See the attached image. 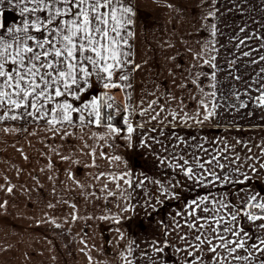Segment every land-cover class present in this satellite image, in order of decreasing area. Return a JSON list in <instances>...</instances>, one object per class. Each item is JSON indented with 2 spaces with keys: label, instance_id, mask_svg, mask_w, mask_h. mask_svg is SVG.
Instances as JSON below:
<instances>
[{
  "label": "snow or ice",
  "instance_id": "obj_1",
  "mask_svg": "<svg viewBox=\"0 0 264 264\" xmlns=\"http://www.w3.org/2000/svg\"><path fill=\"white\" fill-rule=\"evenodd\" d=\"M246 2L228 0L232 7L227 11L243 16L241 5ZM218 3L219 0H201L198 7H211L201 18L219 19ZM9 9L17 13L19 23L9 25L7 19H0V125H5L0 132L39 136L52 153L46 168L59 171L53 159L57 157L68 165L63 169L67 180L80 188L86 199H99L96 192L87 191L73 170L87 157L85 167L95 170L89 176L97 182L89 183L88 188L98 186L106 198L119 196L128 201L119 213L101 216V220L119 225L122 214L137 205L151 209V215L173 201L176 206L182 203V209L177 207L169 213L172 224L161 220L163 231L148 242L147 250H142L145 264H264V192L246 191L252 180L249 171L258 175L264 169V142L255 145L258 154L245 156V161L251 163H237L241 157L229 155L236 149L226 138L220 137L221 146L217 149L216 140L201 135L206 124L217 126L226 112L248 107L235 84L227 89L220 87L224 81L218 79V74L225 69L217 63V36L222 34L217 25L207 26L209 38L199 51L188 49L194 63L187 75L181 73L180 83L175 80V70L169 69L173 85L181 94L166 89L158 95L141 88L134 103L133 73L141 71L147 62L135 61L130 43L135 36L132 28L137 15L132 0H0V16H6ZM258 23L256 31L250 33L245 23L230 37V41H238L234 48L239 54L230 53L235 58L227 60L229 68L241 58H249L246 66L264 64V20ZM256 42L258 46L252 47ZM205 66L211 71H203ZM229 79L242 82L243 95L254 101L256 107L264 108V67L249 80L237 68L235 75L227 73L225 80ZM117 89L123 95L122 108L112 94ZM184 91L196 102L193 111L185 103ZM252 91L258 95L252 97ZM246 115L251 117L253 113ZM8 122H13L12 126H7ZM223 123L227 126L229 121ZM231 123L237 131L244 130L235 119ZM57 139L61 143H49ZM235 143L244 141L236 138ZM206 144L212 147H205ZM18 151L23 155L22 150ZM138 151L145 160L151 158L164 179L134 171L127 156ZM248 152L252 149L248 148ZM24 159L29 157L25 155ZM233 164L235 167H231ZM149 184L153 187L149 188ZM236 185L240 186L235 188L239 205L233 202L229 191ZM14 187L8 184L7 193H13ZM4 189L5 185L0 184V190ZM138 189L144 193L142 205L139 195L133 203L132 194ZM202 190L206 191L201 194ZM186 191L195 194L189 199ZM6 204L7 201L0 203V209ZM48 207L54 205L50 203ZM72 207L75 209V204ZM78 218L72 214L73 220ZM48 222L61 227L54 218ZM116 231L123 239L124 233L119 228ZM133 252L130 243L122 257L125 264H133V259H129ZM88 260L91 264L90 255Z\"/></svg>",
  "mask_w": 264,
  "mask_h": 264
},
{
  "label": "crops",
  "instance_id": "obj_2",
  "mask_svg": "<svg viewBox=\"0 0 264 264\" xmlns=\"http://www.w3.org/2000/svg\"><path fill=\"white\" fill-rule=\"evenodd\" d=\"M200 3L201 0H133L137 15L134 17L135 23L132 28L135 36L131 39L130 43L133 46L135 61L137 63L147 62L143 63L141 71L133 73V84L136 86V91L133 93V101L134 103L136 102L141 88L146 92L155 91L158 95L164 93L166 89L175 94H181V90L173 85V77L169 75V69L175 70V80L177 83H180L183 79L181 73L183 72L184 75H187V69L194 63L192 54L188 49L191 48L193 51H199L201 44L209 38L210 29L207 26L213 23L216 24L220 33H222L217 36L219 43L216 47L220 49L217 63L225 69L224 72L218 74V79L224 81L220 87L227 89L231 84H235L242 95V99L248 103V107L241 109L239 112L234 110L226 112L225 116L217 121V126L214 127L206 124L201 135H207L208 139L216 140L217 149L221 146L219 143L220 137L226 138L229 144L233 145L236 149L235 153H229V155L239 154L241 161L237 163H251L250 161H245V156H250L253 153L258 154L259 149L255 145L264 142V120H262L264 118V108L256 107L254 101H249V97L243 95L245 86L242 82L231 79L225 80V77L229 71L235 75L236 69L238 68L239 74L245 80H249L250 77L255 76L260 67H264V64H248L246 66L245 62L249 58H241L232 68H229L227 64L228 59L235 58L230 53L239 54V50L234 48V44L238 41H230V37L235 36L238 32V26H243L245 23L249 25L250 33L259 28L260 25L258 22L264 20V0H247L246 3L241 5L245 12L243 16L239 12H228L227 9L232 7V5L228 3V0H219L217 7L220 10L216 14L219 19L209 20H203L201 17L211 10L210 5L198 7L197 5ZM169 4L173 5V7L169 8ZM8 11L14 15L16 14L11 9ZM221 13L226 14L221 15ZM12 23L8 22L9 25ZM258 43L256 42V44H252L251 46L256 47ZM170 44L172 47H169ZM222 45L224 47H221ZM243 50H247V48ZM173 56L176 59L170 60L169 57ZM177 64L181 65V68H176ZM203 71H211V69L205 66ZM207 83L208 81H205V85ZM157 85H160L159 89H157ZM101 91H103L102 88ZM193 92H196L195 88H193ZM112 94L115 96L116 102L123 107L124 100L122 93L117 89L113 90ZM250 94L252 97L258 95L255 91H252ZM182 95L185 97V103L190 105L189 111H193L197 107L196 102L191 99L187 91H184ZM152 98L148 97V99ZM221 103L225 102L221 101ZM221 111H224V109H221ZM248 112H252L253 115L248 117L246 115ZM234 119L236 123L243 126L244 130L237 131L235 125L231 123ZM223 120L229 121V124L225 126ZM12 123L8 122L7 126H12ZM4 126L0 125V128ZM16 126H19V124L17 123ZM40 135H43V133ZM236 138L243 140L244 143L236 144ZM49 143L55 145L61 142L57 139L55 141H49ZM75 143L73 147H75ZM205 147L211 148L212 145L206 144ZM248 148H251L252 152H248ZM18 149L22 150L23 155ZM64 151H68V145L64 146ZM42 152L47 153V155H41ZM25 155L29 157L28 160L24 159ZM51 155L52 153L49 149L41 143L39 136L25 137L23 133L4 134L0 132V184L5 185V189L0 190V203L7 201L5 207L0 209V233L5 231L7 234L4 235L8 237L4 238L3 242H0V264L8 263L7 259H5V255L7 254L11 256L17 254L20 260H25V238L27 235H30L31 229L30 227L25 228L22 226L14 228L15 220H19L18 222H26L30 221V219L26 218L37 216L40 217L39 221H44L42 223L45 224L48 222L46 219L47 210L45 208L49 205L47 202L49 200L47 199L51 195V192H53V189H55L54 192H59L58 195H51L52 198L49 203L54 205V207H62L63 191L74 190L78 192L76 193L77 196H81L85 200V194L82 190L67 180V173L63 171V169L68 167L66 163H61L57 157H53L56 160V168L59 171L48 170L46 168L48 157ZM127 158L137 173L143 171L150 176H157L160 179H164L163 173L159 172L151 163V158L145 160L139 151L129 152ZM87 159V157L82 158L79 166H73V170L77 172V179L85 184L87 191L96 192L99 197V199L96 197H88V200L102 201L103 204L106 201H111L110 206L116 207L127 206L128 201H122L119 196L106 198V193L99 191L98 186L88 188L89 183L96 184L97 182L91 181L90 179L89 173L95 170L85 167ZM222 162L227 163L225 161ZM231 167H235V165L233 164ZM41 169L45 170L41 171ZM245 170L249 171L247 169ZM249 175L252 176V180L250 187L246 191L264 192V169L260 170L258 175L252 174L249 171ZM49 176H52L53 179L49 180ZM33 177H36V179H33ZM188 183L191 184L190 181ZM8 184L15 186L11 194L6 191ZM148 187L152 188L153 186L149 184ZM237 187L240 186L236 185L230 188L229 191L232 192L233 202L239 205L240 201L235 192V188ZM203 191L206 190H202L201 194H203ZM213 191L216 192L217 190L213 189ZM47 192H49V195H47ZM137 192L141 191L138 189ZM137 192L132 194L134 198L133 203H135ZM222 192L223 190L221 189L220 194ZM194 194V192H185V195L189 199ZM239 195L245 196L246 193H239ZM172 203L173 207L181 206L183 208L182 203L178 206L175 205L174 201ZM28 208L34 209L35 212L30 211ZM19 232H22V236L24 237L17 241V244L15 243L16 247H12L10 244L15 240L14 234ZM5 239H8V241ZM20 244L21 249L17 247ZM6 247L10 249L3 251ZM21 252L22 256L19 254ZM18 264L20 263L18 262Z\"/></svg>",
  "mask_w": 264,
  "mask_h": 264
},
{
  "label": "rangeland",
  "instance_id": "obj_3",
  "mask_svg": "<svg viewBox=\"0 0 264 264\" xmlns=\"http://www.w3.org/2000/svg\"><path fill=\"white\" fill-rule=\"evenodd\" d=\"M7 7L5 5V8ZM9 12L7 11L6 16H0V19H7V22H19L17 13L14 15ZM58 193L53 191L51 195H58ZM76 193L78 192L74 190L63 191L62 207L49 208L47 206L45 208L47 221L56 219V222L61 224L60 228H56L50 222L38 223L40 217L37 216L26 218L30 219L26 222L15 220L18 223H14V228L18 226L30 227L31 231L30 235L25 238V260H20L17 254L12 256L7 254L5 255L8 262L6 264H18V262L20 264H89L88 255L92 257L91 264H125L122 257L127 253L130 243L134 252L129 259H133V264H145L141 256L142 250H147L148 242L154 237H158L163 231L160 221L163 220L165 224L171 225L172 219L169 213L177 210V207H173V203H171L170 206L162 207L158 212L149 215L151 209L145 210L137 205L134 210L123 213L121 223L117 225L110 220H101L99 217L117 214L119 208L123 206H110L111 201H106L103 204L102 201L88 200V198L83 200ZM137 195H139L142 205L145 199L144 193L137 192ZM50 196L47 199L49 201L52 198ZM49 201H47L48 204H50ZM52 203L54 202L52 201ZM73 204L76 206L75 209L72 207ZM178 208L182 209L181 206ZM28 209L34 211L32 208ZM253 211L255 210L253 209ZM73 213L80 218L73 220ZM88 217L93 218L89 219ZM177 219L180 218L177 217ZM117 228L124 233L123 239L119 238ZM4 234L7 233L5 231L0 233V242H3L4 238H8ZM12 235L11 237H13ZM22 237H24L22 232L15 233V240L10 245L15 246V243L17 244V241ZM5 240L8 241V239ZM82 240L84 243H81ZM137 245H139V249H136ZM17 247L21 249V244ZM9 249L6 247L3 251ZM19 254L22 256V252Z\"/></svg>",
  "mask_w": 264,
  "mask_h": 264
},
{
  "label": "trees",
  "instance_id": "obj_4",
  "mask_svg": "<svg viewBox=\"0 0 264 264\" xmlns=\"http://www.w3.org/2000/svg\"><path fill=\"white\" fill-rule=\"evenodd\" d=\"M122 108V107H121Z\"/></svg>",
  "mask_w": 264,
  "mask_h": 264
}]
</instances>
